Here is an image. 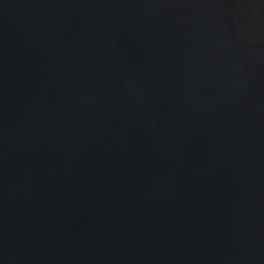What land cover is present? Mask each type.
<instances>
[{"label": "water", "instance_id": "water-1", "mask_svg": "<svg viewBox=\"0 0 264 264\" xmlns=\"http://www.w3.org/2000/svg\"><path fill=\"white\" fill-rule=\"evenodd\" d=\"M0 264H264V0H0Z\"/></svg>", "mask_w": 264, "mask_h": 264}]
</instances>
